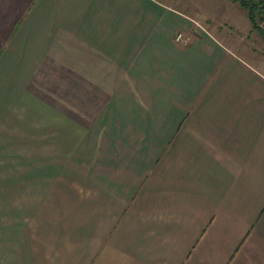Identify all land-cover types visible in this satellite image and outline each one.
I'll use <instances>...</instances> for the list:
<instances>
[{
  "label": "crops",
  "instance_id": "1",
  "mask_svg": "<svg viewBox=\"0 0 264 264\" xmlns=\"http://www.w3.org/2000/svg\"><path fill=\"white\" fill-rule=\"evenodd\" d=\"M191 19L0 0V264H264V75Z\"/></svg>",
  "mask_w": 264,
  "mask_h": 264
},
{
  "label": "rangeland",
  "instance_id": "2",
  "mask_svg": "<svg viewBox=\"0 0 264 264\" xmlns=\"http://www.w3.org/2000/svg\"><path fill=\"white\" fill-rule=\"evenodd\" d=\"M163 2L192 18L190 24L194 32L190 33L183 26L178 32H182L184 38L189 36L187 43L189 47H193L192 51L196 54L209 55L213 46L209 37L211 35L224 48L222 51L221 47L215 44L214 56L223 57L228 53L229 56H236L240 60L239 62L234 58L230 59L231 69H239L241 64H245V67H251L264 75V36L253 28L250 10L239 0H163ZM255 17L260 23L259 8L255 10ZM262 24L264 26V22ZM181 43L185 41L181 40ZM20 229L27 227L23 225ZM20 229L17 226L0 227V232L6 230L11 236V239H2L0 248L1 243L14 242L13 236L19 234Z\"/></svg>",
  "mask_w": 264,
  "mask_h": 264
},
{
  "label": "trees",
  "instance_id": "3",
  "mask_svg": "<svg viewBox=\"0 0 264 264\" xmlns=\"http://www.w3.org/2000/svg\"><path fill=\"white\" fill-rule=\"evenodd\" d=\"M244 6L250 10V19L252 22L253 28H256L264 36V0H239ZM260 9L261 12V21L257 22L255 17V10Z\"/></svg>",
  "mask_w": 264,
  "mask_h": 264
},
{
  "label": "built area",
  "instance_id": "4",
  "mask_svg": "<svg viewBox=\"0 0 264 264\" xmlns=\"http://www.w3.org/2000/svg\"><path fill=\"white\" fill-rule=\"evenodd\" d=\"M176 39L179 40V41L184 40L185 42H187L190 38H189V36L184 38L183 33L180 32V33L177 34Z\"/></svg>",
  "mask_w": 264,
  "mask_h": 264
}]
</instances>
